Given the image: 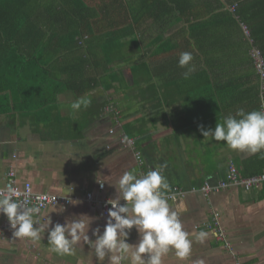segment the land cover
Listing matches in <instances>:
<instances>
[{"label":"crops","instance_id":"1","mask_svg":"<svg viewBox=\"0 0 264 264\" xmlns=\"http://www.w3.org/2000/svg\"><path fill=\"white\" fill-rule=\"evenodd\" d=\"M183 27L148 20L130 36L97 34L77 47L55 23H33L20 39L17 76L0 59V187L13 171L18 187L78 198L37 215L0 199V264H264V183L219 188L231 163L241 179L264 173V83L256 71L245 78L249 54L229 38L226 73L238 80L215 86L217 70L203 64L219 57L200 53ZM35 59L36 72L50 74L27 81ZM148 171L155 177L141 185ZM127 183L134 200L122 226L84 200L91 192L119 201ZM216 213L231 251L206 228ZM17 217L35 228L23 235Z\"/></svg>","mask_w":264,"mask_h":264},{"label":"trees","instance_id":"2","mask_svg":"<svg viewBox=\"0 0 264 264\" xmlns=\"http://www.w3.org/2000/svg\"><path fill=\"white\" fill-rule=\"evenodd\" d=\"M123 1L125 18L127 20L131 16L132 23L127 27H120L114 20L108 22L103 19L106 25L102 28L97 27V19L99 16H104L103 12L107 16L116 9L115 7L100 6L99 12L97 8H91L84 0H0V59H3L4 64H8L9 72L17 76L18 68L14 62L16 58L22 59V56H19L20 39L27 37L33 23H43L46 26L55 23L59 31L66 33L72 40L76 39L78 47L82 40L97 37V34L107 39L130 36L137 25L150 20L156 29L165 31L175 29L180 23L186 25V28L181 29V35H187L191 41L194 40L196 48L204 56L214 54L217 58L219 57V63L207 58L203 64L207 72H210L211 68L217 70V75L214 76L215 86L225 88L238 80L235 76L230 78V75L226 73L227 63L231 61L230 59L224 61L227 53L226 42L229 38L240 41L238 52L249 54L248 62L251 67L245 78L251 79L257 73L264 83L251 56V51L255 48L259 50L264 60V0H246L244 5L232 4L233 0H227L229 10H222L224 6L220 0H137L134 3L131 1L129 3L128 0ZM233 6L236 7L231 10ZM242 25L247 28L249 37L243 31ZM210 38L214 41L218 38L217 43L210 42ZM187 43L191 45L190 41ZM36 65H38L37 59L26 63L27 81H38V77L42 78L41 75H44V78L49 76L50 73L41 66L39 69L42 74L37 73ZM19 71L22 72L24 69ZM263 109L262 103L258 110L264 117ZM230 165L236 168L234 164Z\"/></svg>","mask_w":264,"mask_h":264},{"label":"built area","instance_id":"3","mask_svg":"<svg viewBox=\"0 0 264 264\" xmlns=\"http://www.w3.org/2000/svg\"><path fill=\"white\" fill-rule=\"evenodd\" d=\"M235 6L232 7L234 10ZM242 29L245 32L246 36L249 37V32L247 28L242 25ZM251 56L254 59L257 70L260 73L262 79H264V60L257 49H252ZM264 113V111H263ZM112 132V131H110ZM125 143V140H122ZM136 160L140 164L142 162L140 154H136ZM155 173L148 171L147 173L142 174L138 178V182L141 185H145L147 180H152ZM15 173L9 171L6 174V181L3 186L0 187V199H4L7 202V207L16 210L19 213H39L47 207H67L72 202L78 200L76 196L73 197H64L57 196L48 193H35L32 189L31 184L25 183L22 187L15 185ZM264 182V175H255L246 179H241L237 175L236 168L233 166L229 167V171L225 180H222L219 184V188L226 189L230 186H239L241 185L246 191L251 188H256ZM99 191L104 189L103 184H99ZM194 191V189H193ZM202 194H208L213 191L212 188L207 186V184L202 187L200 190ZM175 195L183 196L181 190H176ZM173 195H167L166 198L173 199ZM84 200L87 203L95 206L102 217L106 218L110 224L115 226H122L125 222L124 218V208L126 205L130 204L134 200L133 188L132 185L127 183L123 186L121 190V199L119 201H110L106 198L100 196H94L93 193L88 192L84 195ZM1 210H4L3 206H0ZM219 214L216 213L213 215L211 223L206 225L207 229L215 230L217 232L218 238L224 243V245L231 251V246L229 242H226V237L223 236L222 231L218 227ZM15 228H18L20 232L25 235V232L33 230L35 228L34 224H27L23 217H17L13 222ZM234 264H241L239 260H236Z\"/></svg>","mask_w":264,"mask_h":264},{"label":"rangeland","instance_id":"4","mask_svg":"<svg viewBox=\"0 0 264 264\" xmlns=\"http://www.w3.org/2000/svg\"><path fill=\"white\" fill-rule=\"evenodd\" d=\"M91 8H98L99 6H103V7H109V6H113L115 8L118 7V10L117 9H113L109 14H107V16H105V13L103 12L104 16H99V19L98 20V25L97 27H104L106 25L105 22H103L102 20L105 19L107 20L108 22L110 20H114L116 21V23L120 24V23H126L127 20H124V19H120V9L119 8H122L123 7V4H124V1L123 0H84ZM131 0H128V2H130ZM120 6V7H119ZM236 7V6H235ZM232 10V8H231ZM99 14V13H98ZM102 14V13H100ZM93 24L95 25V19L93 20ZM263 108H264V105H263ZM264 111V109H263ZM264 175V174H263ZM258 176V175H257ZM155 177V175H154ZM153 179V178H152ZM182 191V190H181ZM183 192V191H182ZM210 193L208 194H203V196L207 197L209 196ZM185 195V193L183 192V196ZM39 214V213H36V215ZM218 227L219 229L222 231L223 233V236L226 237V233L225 231L221 228L220 226V223L218 221ZM207 228V227H206ZM216 233V231H215ZM216 238L219 240L218 238V235L216 234Z\"/></svg>","mask_w":264,"mask_h":264}]
</instances>
